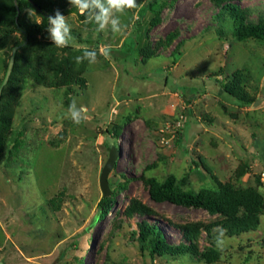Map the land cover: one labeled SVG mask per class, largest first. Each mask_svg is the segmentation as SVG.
I'll list each match as a JSON object with an SVG mask.
<instances>
[{
  "label": "rangeland",
  "instance_id": "374dc122",
  "mask_svg": "<svg viewBox=\"0 0 264 264\" xmlns=\"http://www.w3.org/2000/svg\"><path fill=\"white\" fill-rule=\"evenodd\" d=\"M233 1L249 20L264 18V0ZM49 2L68 4L67 47L44 31L17 46L19 32L0 26V79L13 47L19 52L0 94V113L11 117L0 128V261L264 264V212L255 229L224 233L218 247L213 229L221 226L213 222L221 215L156 202L144 181L171 174L185 191L230 184L264 200V40L235 37L231 16L219 15L214 0H137L120 17L119 34L97 31L68 0ZM33 11L29 19L39 22ZM85 46L97 51L95 63H76ZM229 83L250 102L225 92ZM73 99L88 109L79 124L66 116ZM111 146L120 152L108 174L115 204L99 219V174ZM142 219L173 244L188 242L180 227H197L196 249L218 254L211 262L191 253L151 259L137 238Z\"/></svg>",
  "mask_w": 264,
  "mask_h": 264
},
{
  "label": "trees",
  "instance_id": "16d2710c",
  "mask_svg": "<svg viewBox=\"0 0 264 264\" xmlns=\"http://www.w3.org/2000/svg\"><path fill=\"white\" fill-rule=\"evenodd\" d=\"M219 5V15L228 13L232 18L234 36L239 39L255 38L264 40V18L252 21L247 18L246 9L241 8L233 0H214ZM25 7L33 8L40 16V21H31L24 12ZM59 9L62 14L68 10V4H61L52 8L49 0H0V26H9L11 30H16L21 35L22 40L16 42L17 46L29 45L36 41L39 33L47 32V17L54 15ZM159 21V12L150 20V25ZM18 51L13 52V70L9 75L7 85H2L8 63L5 65L3 77L0 79L1 97L6 93V87L13 81V73L16 69V59ZM233 82V81H232ZM223 90L234 96L241 102L249 103L250 99L246 92L237 83L223 85ZM0 97V109L2 100ZM9 114L0 113V128L10 124ZM178 134L179 131H177ZM148 185V193L152 200L156 202H170L187 207L203 208L211 214L221 215V219L213 222L220 224L224 233L228 235H238L255 229L259 224V216L264 212V200L260 194L251 188H235L230 184H224L219 191L201 190L199 192L182 190L178 180L174 175H168L164 180L159 181L154 177L144 178ZM123 186V185H122ZM97 218L103 219L112 210L115 204V193L110 196L101 197L97 203ZM138 240L143 248H147L151 259L163 255H180L185 253L195 254L203 258L206 262L214 260L218 254L216 248L211 247L206 251L199 252L193 243L197 227H180L184 238L188 242L169 243L163 232L155 224L147 220H140L137 223ZM209 238H213L211 227H205ZM214 243H211L213 246Z\"/></svg>",
  "mask_w": 264,
  "mask_h": 264
},
{
  "label": "clouds",
  "instance_id": "9594fccd",
  "mask_svg": "<svg viewBox=\"0 0 264 264\" xmlns=\"http://www.w3.org/2000/svg\"><path fill=\"white\" fill-rule=\"evenodd\" d=\"M68 2L77 9L81 15L86 16V22L95 23L97 31H105L109 27L113 34H119L124 30L120 17L125 14L126 10L135 9L137 0H68ZM24 12L28 18L32 19L36 14L33 9H25ZM48 38L58 48L67 47L72 40L71 26L68 23V18L61 13L59 9L55 10L54 15L47 17ZM101 53L106 57L109 55L110 49L106 47L100 48ZM76 63L80 64L84 60H88L90 64L96 62L97 51L89 49L87 46L83 48V55L77 56ZM88 109L86 106L77 105L75 99L70 103L66 116L74 123L79 124L87 118ZM224 229L217 227L213 232H218L217 246L223 245V240L220 239L224 235Z\"/></svg>",
  "mask_w": 264,
  "mask_h": 264
},
{
  "label": "water",
  "instance_id": "95a60500",
  "mask_svg": "<svg viewBox=\"0 0 264 264\" xmlns=\"http://www.w3.org/2000/svg\"><path fill=\"white\" fill-rule=\"evenodd\" d=\"M17 46L13 47L12 54L9 58L6 74L3 80L2 85L6 83L8 80V77L10 75L12 65H13V52L16 50ZM1 88L0 87V94H1ZM120 156V152L116 146H111V149L109 150L108 157L106 161L104 162V165L101 168L100 174H99V186L102 192V197L110 196L112 194V189L110 188L109 181H108V174L111 171V169L116 164V160ZM0 264H3L0 261Z\"/></svg>",
  "mask_w": 264,
  "mask_h": 264
}]
</instances>
